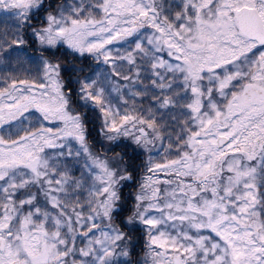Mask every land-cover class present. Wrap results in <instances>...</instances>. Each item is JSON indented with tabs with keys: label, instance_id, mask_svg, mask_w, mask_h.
I'll use <instances>...</instances> for the list:
<instances>
[{
	"label": "snow or ice",
	"instance_id": "obj_1",
	"mask_svg": "<svg viewBox=\"0 0 264 264\" xmlns=\"http://www.w3.org/2000/svg\"><path fill=\"white\" fill-rule=\"evenodd\" d=\"M0 264H264V0H0Z\"/></svg>",
	"mask_w": 264,
	"mask_h": 264
}]
</instances>
